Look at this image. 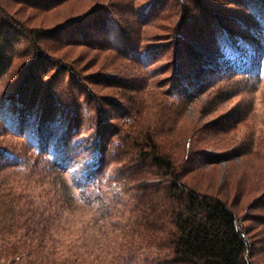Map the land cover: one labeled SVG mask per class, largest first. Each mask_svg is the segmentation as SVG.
Returning <instances> with one entry per match:
<instances>
[{"label":"rangeland","instance_id":"374dc122","mask_svg":"<svg viewBox=\"0 0 264 264\" xmlns=\"http://www.w3.org/2000/svg\"><path fill=\"white\" fill-rule=\"evenodd\" d=\"M0 4V264H157L129 178L149 135L264 264V0Z\"/></svg>","mask_w":264,"mask_h":264},{"label":"trees","instance_id":"16d2710c","mask_svg":"<svg viewBox=\"0 0 264 264\" xmlns=\"http://www.w3.org/2000/svg\"><path fill=\"white\" fill-rule=\"evenodd\" d=\"M2 11L0 4V19ZM238 55L234 59L242 57ZM243 57L241 67L248 69L250 59ZM47 137L42 129L38 131V138L44 142ZM144 138L130 158L133 173L129 178L135 181L132 188L141 243L153 247L156 263L256 264L260 240L255 238L253 225L244 224L221 197L187 184L183 172L154 138Z\"/></svg>","mask_w":264,"mask_h":264}]
</instances>
